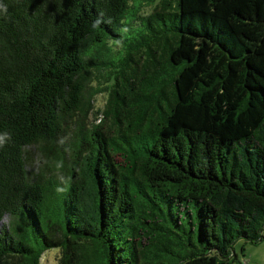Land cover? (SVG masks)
I'll return each mask as SVG.
<instances>
[{
  "label": "trees",
  "instance_id": "trees-1",
  "mask_svg": "<svg viewBox=\"0 0 264 264\" xmlns=\"http://www.w3.org/2000/svg\"><path fill=\"white\" fill-rule=\"evenodd\" d=\"M263 223L264 0H0V264H232Z\"/></svg>",
  "mask_w": 264,
  "mask_h": 264
},
{
  "label": "rangeland",
  "instance_id": "rangeland-1",
  "mask_svg": "<svg viewBox=\"0 0 264 264\" xmlns=\"http://www.w3.org/2000/svg\"><path fill=\"white\" fill-rule=\"evenodd\" d=\"M143 4L144 12H149L154 9L155 2L151 4L144 2ZM107 100V92L97 93L92 96L91 102L94 104V109L87 119L88 125L101 121L100 118H98L99 116H101V114L99 112L95 113V110H97V108H103ZM29 154L31 158V164L29 165V168L31 170H36L39 164H41L40 154L37 148L34 146L30 147ZM116 158L117 160H121L120 155H117ZM7 219L8 216H5L4 220ZM260 233L261 235L258 239L240 237L235 240L231 251L232 264H264V223L262 224ZM59 256V248L47 249L42 255L40 264H59Z\"/></svg>",
  "mask_w": 264,
  "mask_h": 264
}]
</instances>
